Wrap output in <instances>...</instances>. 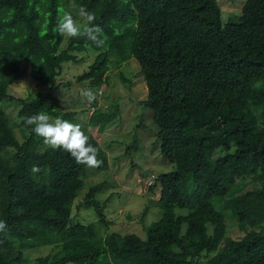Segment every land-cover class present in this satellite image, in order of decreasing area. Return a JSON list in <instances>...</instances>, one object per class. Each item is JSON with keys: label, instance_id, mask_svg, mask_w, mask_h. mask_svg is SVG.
Here are the masks:
<instances>
[{"label": "trees", "instance_id": "obj_1", "mask_svg": "<svg viewBox=\"0 0 264 264\" xmlns=\"http://www.w3.org/2000/svg\"><path fill=\"white\" fill-rule=\"evenodd\" d=\"M65 10L78 23L81 10L94 12L106 46L59 36L54 29ZM222 15L218 0H0V105L15 100L9 86L29 67L40 85L19 99L18 123L0 109V220L7 225L0 264H26V251L41 245L52 251L33 264H264V0H244L225 21ZM88 49L95 56L76 81L93 92L106 82L109 64L139 62L146 84L139 103L150 109L155 143L173 166L145 187L158 190L161 215L144 239L106 232L110 220L92 199L105 182L82 201L98 219L72 223L87 166L40 148L42 139L23 123L39 111L71 118L58 111L56 80L63 62H77ZM92 104L90 130L83 131L100 149L103 164L95 168L106 170L97 138L119 118L120 106ZM33 165L41 171L32 174ZM248 176L250 188L237 185ZM228 219L240 237L228 236Z\"/></svg>", "mask_w": 264, "mask_h": 264}, {"label": "rangeland", "instance_id": "obj_2", "mask_svg": "<svg viewBox=\"0 0 264 264\" xmlns=\"http://www.w3.org/2000/svg\"><path fill=\"white\" fill-rule=\"evenodd\" d=\"M243 2L244 0H218L223 21L230 12L239 11ZM65 43L66 41H63L61 47ZM77 55V62L62 63L60 75L57 77L56 81L61 85L60 89L55 91L60 98L58 111L74 113L71 118L65 120L80 124L82 130L86 128L90 130L88 121L93 111V104L81 95L82 89H90L89 84L87 81L77 82L76 77L87 70L95 52L88 49ZM109 65L106 82L99 88L93 89L96 94L94 107L107 109V104L110 102L120 106L119 118L97 138L109 154V167L106 170L87 167V174L82 178L83 187L72 205V223L88 224L98 219L94 207L85 205L82 201L92 185L105 182L104 187L95 193L92 199L103 208V213L110 220L106 232L135 233L144 239L146 228L161 215V210L156 204L158 190L151 193L145 188L146 183L152 175L156 176L171 170L173 166L164 161L155 143L157 126L152 120L150 109L139 103V100L146 95V84L139 62L131 57L119 67L115 64ZM39 86L30 75V67L21 78L10 84L8 93L15 100L4 99L0 109L8 115L12 123L20 121L17 116L19 99L31 98L34 90ZM14 130L21 141L18 127ZM96 130L95 127L92 132L95 133ZM39 147H46L42 140ZM250 178L248 176L237 182V185L245 184L250 188L253 185ZM227 228L228 236L232 238L242 235V232L237 230L234 219L227 220ZM96 229L98 235L105 234L100 224ZM52 248L53 245H41L27 250L26 264H33L34 259L49 254Z\"/></svg>", "mask_w": 264, "mask_h": 264}, {"label": "clouds", "instance_id": "obj_3", "mask_svg": "<svg viewBox=\"0 0 264 264\" xmlns=\"http://www.w3.org/2000/svg\"><path fill=\"white\" fill-rule=\"evenodd\" d=\"M82 22H77L70 11H63L57 16L54 31L61 37L70 39L85 38L99 48L106 46L103 28L96 24V14L81 10ZM81 95L89 103L96 99L91 89H82ZM25 126H32L31 131L42 139L43 144L52 150H62L68 153L78 165L90 168L100 167L103 161L98 159L100 149L89 142V136L82 130V126L72 123L59 116H50L47 112L39 111L23 119ZM32 174L41 171L40 167L33 165ZM150 179V178H149ZM7 228L6 222L0 220V232Z\"/></svg>", "mask_w": 264, "mask_h": 264}, {"label": "built area", "instance_id": "obj_4", "mask_svg": "<svg viewBox=\"0 0 264 264\" xmlns=\"http://www.w3.org/2000/svg\"><path fill=\"white\" fill-rule=\"evenodd\" d=\"M154 178V176L152 175V178L148 179L146 185H149L150 183H152V179Z\"/></svg>", "mask_w": 264, "mask_h": 264}, {"label": "crops", "instance_id": "obj_5", "mask_svg": "<svg viewBox=\"0 0 264 264\" xmlns=\"http://www.w3.org/2000/svg\"><path fill=\"white\" fill-rule=\"evenodd\" d=\"M107 156H108V162H109V154L107 153Z\"/></svg>", "mask_w": 264, "mask_h": 264}]
</instances>
